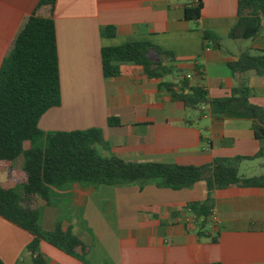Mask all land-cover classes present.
<instances>
[{
    "label": "crops",
    "instance_id": "1",
    "mask_svg": "<svg viewBox=\"0 0 264 264\" xmlns=\"http://www.w3.org/2000/svg\"><path fill=\"white\" fill-rule=\"evenodd\" d=\"M193 2L57 0L60 104L40 117L37 126L44 136L98 129L111 154L138 162L202 166L215 158L255 156L259 144L249 120L215 118L209 106L191 111L190 118V110L159 94L158 82L133 64H121L117 77H103L102 48L148 42L173 55L172 62L163 63L175 70L166 81L176 82L177 71L183 72L190 75V86L204 88L210 99L226 98L244 84L254 93L249 102L264 111V76L253 71L232 75L227 66L247 49L264 51V17L254 39L230 41L237 0H201L197 22L185 20V8ZM35 5L36 0H0V65ZM106 27L115 29L113 37L104 35ZM203 33L216 37L217 44L204 41ZM194 67L200 76L191 73ZM109 117L120 125L108 127ZM29 148V143L23 147ZM256 160L243 161L239 171L244 162ZM22 165V156L3 165L0 184L20 193ZM206 197L203 181L181 190L74 183L50 189L49 203H41L40 225L45 231L56 224L73 227L89 248L88 264H264V188L213 193V218L204 232L211 238L218 234L216 243L197 237L194 217L185 209ZM146 207H157V215L139 211ZM31 241L27 231L0 217L3 264H32L26 251ZM39 251L43 264H83L42 241Z\"/></svg>",
    "mask_w": 264,
    "mask_h": 264
},
{
    "label": "trees",
    "instance_id": "2",
    "mask_svg": "<svg viewBox=\"0 0 264 264\" xmlns=\"http://www.w3.org/2000/svg\"><path fill=\"white\" fill-rule=\"evenodd\" d=\"M57 0H36L31 14L15 35L10 51L0 65V168L23 157L19 184L15 190L0 184V217L27 231L32 236L26 251L32 264H43L44 255L39 243L45 242L60 252L87 263L89 248L73 227L56 224L52 231L40 225L41 203H49L50 189H66L74 183L106 185L111 187L147 185L181 190L197 182H205L207 197L204 201L185 206L194 217L199 238H209L204 230L210 224L214 206L213 193L230 187L264 188V174L243 177L239 166L243 161L264 158V111L249 102L253 91L242 84L234 87L222 99H210L200 86H190V80L177 71V81L165 78L175 73L171 65L173 55L163 52L148 42H129L119 47H104L100 51L101 69L105 79L117 77L121 64H133L143 74L156 80L159 94H167L173 102L186 110L199 111L209 106L215 118L230 117L249 120L259 144L253 157L215 158L202 166H183L161 162H138L117 157L109 152L110 146L98 129L44 134L37 124L49 109L60 104L59 70L56 50L54 11ZM202 9L201 0L185 8V20L197 22ZM236 24L229 30L227 39L244 41L254 39L264 17V0H237ZM106 37H113L115 29L106 27ZM204 41L217 44L218 39L203 33ZM232 75L253 71L264 76V51L247 49L236 62L229 63ZM191 73L200 76L194 67ZM107 125H120L116 117H109ZM43 141V143H41ZM30 144L28 150L23 147ZM98 147L106 153L98 151ZM157 215V207L139 210ZM161 226H164L161 224ZM0 264H3L0 260Z\"/></svg>",
    "mask_w": 264,
    "mask_h": 264
},
{
    "label": "rangeland",
    "instance_id": "3",
    "mask_svg": "<svg viewBox=\"0 0 264 264\" xmlns=\"http://www.w3.org/2000/svg\"><path fill=\"white\" fill-rule=\"evenodd\" d=\"M172 81H175L172 80ZM194 114V113H193ZM192 112L188 111V117L192 118ZM41 143H43V141H41ZM102 150L99 149V152H101ZM244 165L241 166L240 171H239V175L240 176H247V177H251V176H259L262 173H264V158L261 159H257L256 161L253 162H244ZM3 167L0 168V172L2 170Z\"/></svg>",
    "mask_w": 264,
    "mask_h": 264
},
{
    "label": "built area",
    "instance_id": "4",
    "mask_svg": "<svg viewBox=\"0 0 264 264\" xmlns=\"http://www.w3.org/2000/svg\"><path fill=\"white\" fill-rule=\"evenodd\" d=\"M199 71H200V70H199ZM200 72H201V71H200ZM186 78L189 79V78H190V75H187ZM210 218H213V215H212Z\"/></svg>",
    "mask_w": 264,
    "mask_h": 264
}]
</instances>
